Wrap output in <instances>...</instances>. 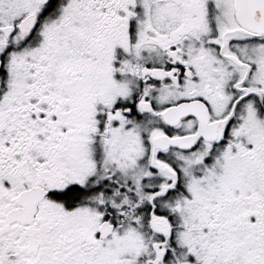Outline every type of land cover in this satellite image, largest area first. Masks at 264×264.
<instances>
[{
  "label": "snow or ice",
  "instance_id": "snow-or-ice-1",
  "mask_svg": "<svg viewBox=\"0 0 264 264\" xmlns=\"http://www.w3.org/2000/svg\"><path fill=\"white\" fill-rule=\"evenodd\" d=\"M0 264H264V0H0Z\"/></svg>",
  "mask_w": 264,
  "mask_h": 264
}]
</instances>
